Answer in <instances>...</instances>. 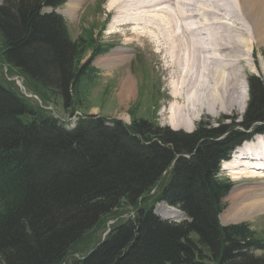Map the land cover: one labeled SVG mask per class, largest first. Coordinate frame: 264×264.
Wrapping results in <instances>:
<instances>
[{"label":"trees","instance_id":"16d2710c","mask_svg":"<svg viewBox=\"0 0 264 264\" xmlns=\"http://www.w3.org/2000/svg\"><path fill=\"white\" fill-rule=\"evenodd\" d=\"M63 3L5 0L0 34L5 62L69 109L81 79H93L96 69L81 63L87 45L72 38L66 19L45 12ZM248 82L241 126L263 133L264 82ZM112 123L88 117L67 130L51 116L37 117L0 83V264L64 263L122 201L137 208L167 172L159 198L190 220L165 221L139 207L71 264H264V240L249 223L220 222L232 189L219 178L220 164L252 135L201 125L188 134L144 118Z\"/></svg>","mask_w":264,"mask_h":264},{"label":"rangeland","instance_id":"374dc122","mask_svg":"<svg viewBox=\"0 0 264 264\" xmlns=\"http://www.w3.org/2000/svg\"><path fill=\"white\" fill-rule=\"evenodd\" d=\"M4 1L0 0V4ZM69 1L66 0L56 13L63 15L66 19L72 38L74 40L82 38L87 45V52L83 55L81 63L91 62L96 69L92 72L93 79L85 77L76 87L78 95L74 108H65L50 91L5 62L0 34V83L21 97L37 117L51 116L59 119L66 126L77 120L80 123L88 117L105 118L110 125L113 124V120L129 125L135 119L144 118L162 127L188 134L193 133L199 125L212 128L227 126V128L245 131L247 135L254 132V129L242 127L241 123L251 99L249 77H260L264 82V39L258 35L259 19L253 20L247 13L248 9L237 4L239 0H183L179 5H175L173 12L170 11L173 7L171 2L173 4L176 0H149V4L146 5L137 3L135 0H117L112 8L108 5L110 0H74L75 11L69 10L67 5ZM129 3H134L135 9L140 13L133 10L132 4ZM143 9L148 11L149 16H144ZM164 9H168L170 15ZM239 9L243 14L238 15L236 10ZM50 11V8L45 9V12ZM127 13L131 16L129 19L119 20ZM216 14L218 15L214 16ZM237 15L240 16L239 22L235 19ZM229 17L233 19L225 20ZM193 20L196 24L195 28L189 22ZM213 21L228 23L221 22L215 26L213 23L207 24ZM200 22L203 23L202 26ZM184 27L187 29H182ZM195 29L197 32H194ZM174 30L182 34L175 35ZM187 31L192 33L186 35ZM238 31L241 37L236 35L239 34ZM214 32H216L215 35L224 34L230 37V42L218 51L215 48L207 49L210 43L208 41L211 40ZM192 38L196 45L195 49L190 45ZM113 46L115 49L112 48ZM193 50L194 53H191ZM187 56L191 57L193 67L204 73L200 85L196 88L198 90L194 95L196 100L192 101H187L186 98V94L191 90L190 87L192 88V81L188 79L186 82L189 87L186 93L182 92L183 95L176 97L173 95L175 82H179L180 87V80L184 77L182 65L179 64L180 62L183 64ZM217 68L221 69L220 71L225 70L230 75L232 74L230 71L239 69L241 78L238 80L240 85L237 90L242 94L239 92L234 94L233 90L232 102L227 103L229 95L226 96L224 93L222 94L225 98L223 104L218 102L213 107L210 102H204L209 96L210 87L213 86L212 80H214L213 75L207 73V70L210 72ZM179 91L178 88L177 92ZM244 94L248 95V101L240 110L238 105L241 103L240 97ZM32 117L33 115L27 116L24 120L31 121ZM178 118L187 122H181L178 127H175L172 122L174 120L176 122ZM259 135H264V132L257 133L256 137L247 143L256 142ZM219 178L232 183L231 192L225 198L226 207L221 213L224 217L230 213L229 207L238 191L264 182V177L261 181L253 178L235 179L234 175L222 169V165ZM169 180V173H165L155 187L144 196L137 208L122 201L121 205L100 225L98 224L85 234L84 239L73 247L71 254L62 264H71L75 260L82 259L98 243L106 239L113 226L135 217L139 207L154 210L160 216L163 212L170 214L168 210L163 209L164 203L162 204L159 198L160 192ZM184 218L185 215L184 217L176 215L168 219L180 222ZM242 222L249 223L257 236L264 240V213L238 222L230 223L227 220L223 224ZM256 253L259 256L263 254V251Z\"/></svg>","mask_w":264,"mask_h":264},{"label":"bare ground","instance_id":"6f19581e","mask_svg":"<svg viewBox=\"0 0 264 264\" xmlns=\"http://www.w3.org/2000/svg\"><path fill=\"white\" fill-rule=\"evenodd\" d=\"M115 1H117V0H110V2L108 4L109 8L110 7L112 8V5H114L116 3ZM135 1L137 3H144L145 5L149 4V0H135ZM160 1H162V0H160ZM181 1H183V0H176L173 2V4L171 2V5H173V7H172V10H170V11L173 12L175 10V5H179V3ZM129 4H132L131 6L133 7V10L136 8V6L134 7V3H129ZM237 4L239 6L243 5L246 9H248V11L247 10L246 11L251 16V18L253 20L259 19L258 23H257V31H258L259 37L264 39V0H239L237 2ZM67 5H68L69 10L75 11L74 0H70ZM163 5H165V3ZM141 6L143 7L144 5H141ZM132 7H130V10H132ZM137 7L139 8V6H137ZM121 8L126 9V7H124V8L121 7ZM133 10H132V12H133ZM167 10L164 9V11L167 14H169V11H167ZM142 12L145 14L144 16H149V13L146 9H143ZM236 12L238 13V15L243 14V12L240 9L236 10ZM138 13H140V11ZM218 14H216L214 16H217ZM232 14H229V15H232ZM238 15L235 17V19L239 22L240 16H238ZM130 17L131 16L127 13V15H123L122 17H120L119 20H122V19L127 20ZM230 19H233V18L229 17L225 20H230ZM189 22L193 25L192 27L195 28L196 24H195L194 20H193V22L192 21H189ZM221 22H224V24L228 23L227 21H219V22L213 21V22H207V24L213 23L214 24L213 26H215V24L218 25ZM167 24H170V23H167ZM200 24H201V22H200ZM202 25H203V23L201 24V26ZM251 26L253 27V24ZM192 27H190V29ZM234 27L237 28L236 26H234ZM182 29H187V28L184 27ZM196 30L197 29H195L194 32H197ZM188 31H191V30H188ZM188 31L185 32L186 35H187V33L188 34L192 33V32H188ZM173 32H174V34L176 33L175 35H178V33H180V32L177 33V30H174ZM215 33L216 32H214L212 34L211 40L209 39L208 42H210V43L207 45V49L208 48H215V50L218 51L220 48H223V46H226L230 42V37H228L224 34L215 35ZM238 33H239V31H238ZM180 34H182V32ZM236 35L241 37L240 33L236 34ZM245 43H246V40H245ZM190 45L195 49L196 45L193 41V38L191 39ZM191 53H194V50ZM191 63H192L191 57H188V56H187V60L183 61V64H181V62H180L179 65H182L181 69H183L182 71H183L184 77L180 80V87L178 86L179 82L178 83H176L177 81L175 82L176 85H175V89L173 92V95L175 97L180 96L182 94V92H183V94H185L188 87H189V84L186 81H187V79L191 80L192 81V85H191L192 88L190 87L191 90L188 91V94H186V98L188 99L187 101L196 100V99H194L195 92L198 91L196 88L198 87V85H200L199 83H200V81H202V76H204V73H201V71L196 70L192 65L193 63L192 64ZM220 70H218V68H217V70L213 69L210 72H209V70H207V73H209L211 76L213 75L214 80H212L213 86L210 87L211 91L209 92V96L207 97V99L204 100V102H206V103L210 102L211 106H213V107L215 105H217L218 102L219 103L222 102V104H223L225 98L223 97L222 94H224V93H226V96L229 95L228 99L226 100L227 103L232 102L233 96L231 98V94H233V93L235 94L236 92H239L242 94V92L237 90L239 88V85H240V83H238V80L241 78L240 77L241 74L239 73V69H235L234 71H230V72H232L231 75H230V73H227L223 69H222V71H220ZM263 70H264V66H263ZM205 76H206V74H205ZM230 76H232V77L230 78ZM243 80H244V78H243ZM244 83L246 85V81ZM178 88L180 89L179 92H177ZM233 90H234V92L231 93ZM240 101H241V103L238 105V107L241 110L245 107V105H246L245 103L248 101V95L247 94L242 95V97H240ZM176 111L179 112V110H176ZM190 121H191V119H190ZM181 122L184 123L185 121L183 119L178 118L176 120V122H175V120L172 122V125L175 127H178V125H180ZM222 169L225 171H228L232 175H234L235 179L253 178V179L261 181L262 180L261 178L264 177V135H259L256 142H252V143L246 142L245 144L241 145L235 151V153L233 155V159L223 162ZM258 177H260V178H258ZM238 192L239 193L234 198L231 207H229L230 213H229V211L227 212V210H226V212L229 214H227L225 217L223 215H220L222 224L226 223L227 220L230 223L231 222H238V221H241L243 219L253 218L256 215H259L260 213H264V182L262 184L252 186V187L243 189V190L238 191ZM163 207H164L163 208L164 210L166 209L170 212V214H165L163 212V214H162L163 217L170 218V217H174L176 215H180V216L184 217V215H185L182 211H180L176 208H172V207L168 206L166 203L163 204Z\"/></svg>","mask_w":264,"mask_h":264}]
</instances>
